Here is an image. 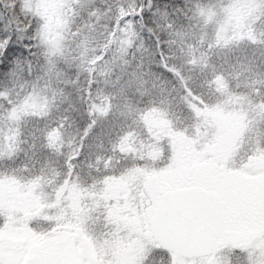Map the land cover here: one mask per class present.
I'll use <instances>...</instances> for the list:
<instances>
[{"label":"trees","instance_id":"obj_1","mask_svg":"<svg viewBox=\"0 0 264 264\" xmlns=\"http://www.w3.org/2000/svg\"><path fill=\"white\" fill-rule=\"evenodd\" d=\"M234 1L0 0V93L27 100L16 108L17 120L0 95V177L21 182L30 204L18 216L28 228L54 227L56 192L61 211L68 210L75 203L70 193L79 198L83 185L108 174L148 159L158 171L171 137L192 138L204 110L230 104L232 114L251 118L260 138L264 112L252 96L264 73V6L231 33L227 9ZM190 71L193 81L186 79ZM102 95L113 98L107 115L92 107ZM156 115L175 124L158 128ZM161 139L165 149L157 148ZM106 204L98 202L101 214L90 205L93 230L109 221ZM5 220L0 213V228Z\"/></svg>","mask_w":264,"mask_h":264},{"label":"rangeland","instance_id":"obj_2","mask_svg":"<svg viewBox=\"0 0 264 264\" xmlns=\"http://www.w3.org/2000/svg\"><path fill=\"white\" fill-rule=\"evenodd\" d=\"M263 6L264 2L260 0L232 2L227 9V14L233 22L232 30L229 29V31L239 32L245 18H252L253 14L256 16ZM227 14L224 17L227 18ZM225 22L227 23L226 20ZM56 27H59V23ZM223 28H227V25L224 24ZM221 35L225 36V33L221 32ZM225 40L227 35L224 37ZM220 44L223 46V42ZM194 74L190 71L189 77H186L187 81H193ZM223 105H220L218 110H213L220 116L209 119L201 115L202 117L196 120L192 128L193 138L179 133L171 137L169 146L171 152L165 158L164 165L158 167V171L151 169L150 159H148L142 166H145L144 168L138 167L131 171L129 168L120 176L108 174L104 179H100L97 185L94 183L83 185L79 190V198H76L73 192L70 193L69 197L74 198L72 201L75 203L68 210L61 211L60 198L56 192L52 202L54 207L52 223L55 225L51 229L44 226L35 231L20 220L18 213L30 204V200L22 195L23 189H19L22 185L19 180L2 175L0 177V213L6 217V220L3 228L0 229V260H4L6 264H24L31 256L41 257L45 247L57 246L62 255L63 252L69 253L75 264H85L86 258L90 264H141L148 250L160 248L153 242L148 225L154 209L151 199L159 195L151 187L154 183L150 181L146 183L147 177L149 180L154 174L158 176V186H161L162 190L167 186L176 188L198 183L220 189L221 195L227 198L229 209L238 206V211H244L247 210L246 206H253L255 213L251 217V224L240 223L239 229L245 230L246 234L249 230L257 228L254 239L257 240L264 229V226L260 225L261 219L264 220L263 199L256 193V186L252 189H249V186L251 178L256 179V176H260L264 182L263 141L257 137L249 141L253 135L249 136L245 133L243 127L250 125L251 118L248 120L242 112L232 114L228 110L230 104ZM116 109V112H121L122 106L118 104ZM226 112L229 117L224 116ZM153 117L158 128L161 126L167 128V126L164 127L165 124H175L174 118L167 119L168 117L164 116L159 118L157 115ZM257 128L256 126L254 131ZM167 130L171 128L168 127ZM247 132L249 133V130ZM238 137H240L239 140H237ZM245 137L244 146L247 150L241 162L230 167L228 162L227 179L230 183L227 184V180L223 182L225 173L220 170L218 164L221 159L232 158V155L236 159L240 158L242 155L235 154V150ZM163 141L161 139L157 148L167 147ZM247 152L250 153V157H253L251 162L247 158ZM83 199L86 200L85 203ZM98 202H106L111 213L108 215L109 221L104 220L102 230L97 228L93 230V225L89 222L88 210L90 205H93L95 214H101L102 205L99 207ZM79 203L86 210H83ZM9 210L13 213L10 214ZM6 215L10 217V220ZM76 219L80 221L77 223ZM117 219L119 222L113 224ZM110 224L112 226L105 234ZM99 245L102 247L99 248ZM261 257L264 258V255ZM172 259L175 264H201V260H204L196 262L186 258L173 257ZM150 261L151 264H161L158 253L152 255ZM41 262V260L33 261L30 264H41Z\"/></svg>","mask_w":264,"mask_h":264},{"label":"water","instance_id":"obj_3","mask_svg":"<svg viewBox=\"0 0 264 264\" xmlns=\"http://www.w3.org/2000/svg\"><path fill=\"white\" fill-rule=\"evenodd\" d=\"M222 218L223 205L216 194L201 188H184L166 193L157 203L151 230L156 241L175 250L178 246L180 249L184 246L200 248L204 242H215ZM202 229H210L204 235L205 240ZM187 251L192 252L189 256L203 253ZM43 256V264H55L54 254L45 252Z\"/></svg>","mask_w":264,"mask_h":264},{"label":"snow or ice","instance_id":"obj_4","mask_svg":"<svg viewBox=\"0 0 264 264\" xmlns=\"http://www.w3.org/2000/svg\"><path fill=\"white\" fill-rule=\"evenodd\" d=\"M259 27L264 29V19H260L259 21ZM261 39L260 43H264V31H261L260 33ZM217 44L220 43L219 40L216 41ZM224 44L227 45L228 41L225 40ZM212 45H209V48H211ZM227 56V53L225 54ZM253 91L255 92V95L252 96L253 100H258L261 103L258 105V107L261 109V112H264V73L261 74V79L258 83V85H254ZM0 95H5L4 93H0ZM5 99H7L8 103L12 105V108L10 109L13 117H15L17 120L19 119L18 116H16V108L21 104V103H26L27 100L25 99L24 101H20L17 99V101H13L10 99L7 95H5ZM113 106V98L109 95H102L99 97V103H93L92 107L94 110H99L104 115H107L111 108ZM139 111H137V115L139 114ZM135 118V117H134ZM95 124V121L92 122L88 127L91 129L93 125ZM9 131H12L11 125H9ZM54 133H49V135H53ZM5 134H0V141L3 140V136ZM88 135V131H85V136ZM125 135H131V129L125 134ZM260 138L261 140H264V127L261 128L260 131ZM83 139V138H82ZM33 147H35V140L33 141ZM81 148H83V144H81ZM76 156H79L80 153L77 152L75 153ZM73 157L69 156L68 160L66 161L69 164L70 168H75L76 165L73 164L72 161ZM216 244L214 242H209L205 245V255L208 257H211V255L215 252L216 250ZM232 250L236 253V258L235 261L232 259L228 260H220V259H211V258H206L204 259L201 264H264L260 260V258L256 255V246L252 244H233ZM175 252V249L172 250L170 253L168 249H163V248H154L148 250L143 259L141 260V264H151L150 257L154 254H159L160 255V260L161 264H175V262L172 259V254ZM0 264H6L4 260H0Z\"/></svg>","mask_w":264,"mask_h":264},{"label":"flooded vegetation","instance_id":"obj_5","mask_svg":"<svg viewBox=\"0 0 264 264\" xmlns=\"http://www.w3.org/2000/svg\"><path fill=\"white\" fill-rule=\"evenodd\" d=\"M225 180H227L226 174L224 176L223 182ZM254 186H256V193L263 198L262 207L264 208V183L261 181L260 177H256V179L251 178L249 189H252ZM213 187H215V186H213ZM215 188H217V187H215ZM166 189H168V188H166ZM210 189H214V188L210 187ZM215 190L219 193V195L221 196V199L225 203L224 220H223V226H222L220 238L215 243L217 247H216L215 252L211 255V257L205 256V257L191 258V260H194L196 262H198V260L206 259V258L220 259L223 256L222 253L225 254V258L227 260V252H230V253L232 252L231 246L233 244H241V243L249 244L252 240H254V238L256 236L257 228H253V229L249 230L248 232L246 231L247 232L246 234H245V230L239 229L240 223L245 224V225L251 224V217L255 213L253 210V206H246L247 210H244V211H238L237 210L238 206H234L233 208L229 209L227 198H225V197H223V195H221L220 189L217 188ZM261 224H264L263 219H261ZM246 230H247V228H246ZM249 232H251V235L249 234ZM221 240H222V244H221ZM100 244H102V243H100ZM101 247L102 246L99 245V248H101ZM55 248L58 249L57 246H53V247L48 246V247H45L44 251L47 249H50L51 250L50 252H52V251H55ZM160 248H162V247H160ZM163 249H165V248H163ZM58 252H59V254L56 256L57 258L55 257L57 260L56 264H75L69 253L63 252V255H62L60 253L59 249H58ZM169 252L171 253L172 251L169 250ZM173 257L177 258L179 256H176L175 253H173L172 258ZM180 258H183V257H180ZM40 260H41L40 256H31L27 261L24 262V264H30V262H33V261L40 262ZM85 261H86L85 264H90L89 261H87V258L85 259ZM201 261H203V260H201ZM41 264H42V262H41Z\"/></svg>","mask_w":264,"mask_h":264}]
</instances>
